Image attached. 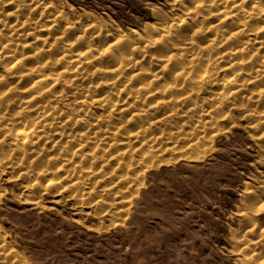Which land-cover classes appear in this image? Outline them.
Returning <instances> with one entry per match:
<instances>
[{"label":"rangeland","instance_id":"rangeland-1","mask_svg":"<svg viewBox=\"0 0 264 264\" xmlns=\"http://www.w3.org/2000/svg\"><path fill=\"white\" fill-rule=\"evenodd\" d=\"M1 1L12 27L0 33V264H264V229L249 223L264 220V206L252 207L264 202V87L248 84L244 55L231 53L241 38L248 51L264 37V0L227 19L233 9L221 8L233 0H18L13 18L16 4ZM219 9L225 16L213 18ZM243 23L225 47L207 43ZM189 44L199 56L186 54ZM87 51L91 59L78 58ZM13 57L15 78L5 77ZM122 59L137 62L136 76L102 73ZM155 71L160 80L148 79ZM39 77L49 88L30 85ZM234 78L248 86L222 108ZM118 123L115 140L134 144L110 159L119 147L106 133Z\"/></svg>","mask_w":264,"mask_h":264},{"label":"bare ground","instance_id":"bare-ground-1","mask_svg":"<svg viewBox=\"0 0 264 264\" xmlns=\"http://www.w3.org/2000/svg\"><path fill=\"white\" fill-rule=\"evenodd\" d=\"M35 2L36 0H31V1H27V2ZM39 1V0H38ZM213 1H215V0H213ZM220 0H217V2H219ZM245 1H248V0H239V1H237V0H233L232 2V4H228V6L227 5H225L224 3H222V5L224 4L225 6L223 7V8H221V9H224L225 11H226V9H233V11L230 13V14H226L227 16H225V15H223V13H224V11L223 10H220L219 9V13L217 14V15H213V18L214 17H218V16H220V15H223V17H224V19H227L229 16L228 15H231V17L232 16H234L235 17V14L234 13H236V15H238L239 13L238 12H240L241 11V9H238V7L240 6V3H246ZM1 0H0V4H1ZM9 5H13V4H16L15 6H13L12 7V9L14 10V11H12L10 14H8L9 16H11V18H13L14 16V14L18 11V7H19V5H18V0H8V1H6ZM33 2V3H34ZM201 2V1H200ZM222 2V1H221ZM35 4H37V3H35ZM34 4V5H35ZM220 4V3H219ZM243 4H241V6H242ZM7 6V5H6ZM259 8V7H258ZM262 8H264V7H262ZM11 9V10H12ZM236 9V10H235ZM260 9V8H259ZM242 13H243V11H242ZM213 14V13H212ZM244 15H245V13H243ZM259 14H260V16H263L264 15V9L263 10H259ZM15 15H17V14H15ZM1 16V15H0ZM13 16V17H12ZM243 16V15H242ZM244 17V16H243ZM247 17H249V16H247ZM246 16H245V18H247ZM212 18V17H211ZM222 20H220V21H225V20H223V18H221ZM205 20H207V19H205ZM216 20V19H215ZM218 21V20H217ZM16 22H18V21H16ZM13 23V26H14V28H15V30L17 29V27L20 25V24H18V23ZM219 22V21H218ZM217 22V23H218ZM214 23H216V22H211L210 23V26H211V28H213L212 30H215L216 29V27L218 26H215L214 27V25L212 26V24H214ZM12 24V23H11ZM23 25H25L24 23H22L20 26H23ZM237 24H235V27H234V29H233V31H230V32H225L222 36H219V35H214L211 39H209V41L207 42V43H210L212 46L213 45H215V47H217L218 49L219 48H221V47H219V45L221 46L222 45V48H223V46L225 47V45H223V43H225V42H227V41H229L230 39L229 38H231V37H234V38H237V37H240L242 34H243V32H244V30H245V23H243V25H239V26H236ZM209 26V25H208ZM210 26L209 27H207V28H210ZM12 27L10 24H8V23H6V21H3L2 19L0 20V33L3 31V29H10V28ZM20 28V27H19ZM202 28H203V26H202ZM219 28V27H218ZM47 29H50V28H47ZM14 30V29H13ZM17 31V30H16ZM21 31V30H20ZM216 31L217 30H215L214 32L216 33ZM253 31V30H252ZM258 32H262L263 33V31H264V27L262 28V30H257ZM134 33V32H133ZM135 34H138V33H135ZM216 34H218V33H216ZM254 34V33H253ZM255 34H256V32H255ZM247 35V34H246ZM257 35V34H256ZM255 35V39L257 38V36ZM18 36V35H17ZM20 36H22V35H20ZM25 36H27V35H25ZM258 38H260V37H258ZM36 39V38H35ZM232 39V38H231ZM238 39V38H237ZM262 39H264V37L263 38H261L260 39V41L262 40ZM42 40V39H41ZM45 40V39H44ZM245 41H246V39H244ZM258 40V39H257ZM46 41V40H45ZM256 41V40H255ZM260 41H259V43L256 45H253V47H251L250 48V50H248V51H246V49L248 48V47H246L245 45H247V43L245 44V42L242 40V38H241V40L240 41H237V43L235 44L236 45V47L235 48H232L231 50V53L233 54V55H240V54H243L244 55V57L242 58V59H240L239 60V62H240V65H242L244 68H245V70L246 71H249L250 72V77L248 78V80H247V82H248V84L249 85H255L256 87L257 86H261V87H264V65H262V64H264V59L263 60H258L257 61V59L255 60L257 63H256V65L258 64V62H261V64L259 63V68H251V66L253 65V58L254 57H256V55H260V57L262 56V57H264V50H263V47L264 46H262L261 44H260ZM264 41V40H263ZM247 42V41H246ZM249 44H250V42H248ZM185 44V43H184ZM262 44H264V43H262ZM72 45V44H71ZM189 45H191L189 48H186L185 49V52L186 51H188V52H186V54L187 53H191V55L190 56H192L193 55V58L196 56H199V54H200V52H202L201 50L203 49V48H201L200 46H195V44H189ZM14 46H16V45H14ZM66 46H68V45H66ZM205 46V45H204ZM6 47H8V48H10V47H13V46H11L10 45V43L9 44H7V46ZM69 48L71 47L70 45L68 46ZM180 47V46H179ZM187 47V46H186ZM230 47V46H229ZM228 47V50L232 47H230L229 48ZM15 47H13L12 49H14ZM181 48V47H180ZM185 48V47H184ZM205 48V47H204ZM225 49H227V48H225ZM18 50V49H17ZM205 50V49H204ZM9 51V50H8ZM164 51V50H163ZM177 51V52H176ZM176 51H174V52H176L177 54V60H178V58H183L184 56V54L182 53L181 54V49L179 50V48H176ZM217 51H219V50H217ZM230 51V50H229ZM245 51L246 52H248L247 54H244L245 53ZM0 52L2 53V51L0 50ZM15 53L14 52V50H12L11 51V53ZM90 52V51H89ZM88 51L87 52H85V54H84V52H82V53H80V55L78 56V58H85L86 60H89V59H91L92 57H93V55H91V52L89 53ZM179 53V54H178ZM217 53V52H216ZM221 53H226L225 51L224 52H221ZM75 54V53H74ZM162 54H163V52H162ZM171 53H168V54H166V55H164V56H162L161 57V59H160V62H158V63H160L161 65H159V66H163L165 63H166V61L168 60V58L171 56L170 55ZM227 54H228V52H227ZM230 54V53H229ZM32 55V54H31ZM34 55H36V54H34ZM175 55V54H174ZM215 55H217V54H215ZM7 56H8V54H7ZM21 56H23V55H21ZM20 56V57H21ZM28 56V55H27ZM30 56V55H29ZM85 56V57H84ZM173 56V55H172ZM221 58L222 57H225V54H223V55H219ZM15 57V56H14ZM14 57L11 59V61L8 63V64H6L5 65V77L8 75V76H12V72H13V68H14V66L18 63H16L15 61V63L16 64H14V62H12V60H16V59H14ZM35 57V56H34ZM227 57V56H226ZM0 58H4V55L3 54H0ZM26 59V57H22V59ZM33 58V57H32ZM31 58V59H32ZM63 58V57H62ZM61 58V59H62ZM174 58V57H173ZM211 58V57H210ZM219 58V57H218ZM227 58H229V57H227ZM27 59H29L28 57H27ZM60 59V60H61ZM175 59V60H176ZM209 59V58H208ZM220 59V58H219ZM251 59H253V60H251ZM59 60V61H60ZM169 60H170V58H169ZM218 60V59H217ZM223 60V59H222ZM2 61V60H1ZM22 60H20L19 62H21ZM74 61V60H73ZM77 62H79L78 60H76ZM91 61V60H90ZM136 61V60H135ZM158 61H159V59H158ZM254 61V62H255ZM23 62V61H22ZM48 62V61H47ZM50 62H51V60H50ZM56 62H57V60H56ZM70 62V61H69ZM77 62L75 63V65H73V63H72V61H71V63H69V64H72V67L73 68H75V67H78L76 64H77ZM185 62V61H184ZM213 62V61H212ZM116 63V62H115ZM117 65H116V69L114 70H104V71H102V73L103 74H110V75H117L118 73H121V74H123V73H125V72H127L128 70V72H130L131 73V75H133L134 73V71H136V68H137V66H136V64H137V62L136 63H134L133 62V60H130V61H128V60H125V59H122L121 61L120 60H118L117 61ZM249 63H251V65L250 66H248L249 65ZM169 64V63H168ZM229 64V63H228ZM182 65V64H181ZM63 66V65H62ZM184 66V65H183ZM246 66V67H245ZM18 67V66H17ZM32 67V66H31ZM31 67L29 68V69H31ZM179 67V69H178V74H175V76H174V78L176 79V80H181L182 78H184L185 76H186V74L183 72L184 70L182 69V66H178ZM26 68H28V67H26ZM35 68V70H33ZM34 68H32V70L30 71L31 72V75H33L37 70H38V67H34ZM54 68V67H53ZM161 68H163V67H161ZM227 68V67H226ZM15 69V68H14ZM29 69L27 70L28 71V73H29ZM78 69V68H77ZM79 69H81V67L79 68ZM112 69V68H111ZM139 69V68H138ZM137 69V70H138ZM184 69H186V67H184ZM71 70V69H70ZM165 70V68L163 69V71ZM227 70V69H226ZM75 71V70H74ZM187 71V70H186ZM26 72V71H25ZM123 72V73H122ZM176 72V73H177ZM37 73V72H36ZM151 73V72H150ZM161 72L159 71V72H153L152 73V75L150 76V77H148V79H151V80H160V78H161V74H160ZM163 75V74H162ZM165 75V74H164ZM7 76V77H8ZM17 76V75H16ZM28 76H30V74L28 75ZM27 76V77H28ZM134 76H136L135 74H134ZM3 77H4V75L2 76H0V79L2 80L3 79ZM21 77V76H20ZM116 77V76H115ZM119 77V76H118ZM212 77H213V75H212ZM11 78H15V77H11ZM25 78V77H24ZM40 78V77H39ZM46 78V77H45ZM131 78H132V76H131ZM164 78V77H163ZM188 78V77H187ZM6 79V78H5ZM20 79H23V78H20ZM48 79V78H47ZM47 79H42V78H40L39 80L38 79H33L32 81H31V86H37V87H40V89H44V90H46L45 88H49V83H48V80ZM115 79V78H114ZM113 79V80H114ZM241 79V78H240ZM19 80V79H18ZM54 81V80H53ZM183 81V80H182ZM111 82H114V81H111ZM117 82V81H116ZM239 82V81H238ZM241 82V81H240ZM152 83V82H151ZM116 84V83H115ZM240 84V85H239ZM237 83V79L236 78H234L232 81H231V84L229 85V88H228V90H225V89H227V87L224 89L226 92H223L224 94H222V95H220V96H222L221 97V99H220V101H221V104L223 105V104H227V106H231V100L233 99V97H235V96H237V97H241L242 95H241V93H243V91H245L246 90V88H247V86L248 85H245V82H241V83ZM55 85V84H54ZM113 86L112 85V83H110L108 86ZM9 86H10V84H9ZM9 86H7V87H9ZM144 86L145 87H147L148 86V83H145L144 84ZM233 87V88H232ZM230 88H232V89H230ZM39 89V90H40ZM44 90H43V93H44ZM259 91H261L262 93L264 92V89L263 90H260L259 89ZM41 93L40 94H42V91H40ZM37 93H39V91H37ZM36 93V96L38 97V96H40V94H37ZM257 93V92H256ZM255 93V94H256ZM261 93V94H262ZM45 95V94H44ZM257 95V94H256ZM264 95V94H263ZM34 96V95H33ZM35 96V97H36ZM42 96H43V94H42ZM259 96V95H258ZM257 96V97H258ZM192 97V96H191ZM39 98H41V97H39ZM261 98V97H260ZM263 98V97H262ZM31 100H32V97H30V100H27L26 102H23V100H22V102L26 105V104H30V102H31ZM33 100H35V99H33ZM261 100V99H260ZM37 101V100H36ZM36 101L34 102V103H36ZM117 101V100H116ZM219 101V100H218ZM217 101V102H218ZM21 102V103H22ZM33 102V101H32ZM38 102V101H37ZM259 102V101H258ZM110 103V102H109ZM11 104H12V102H11ZM17 104V103H16ZM228 104H230V105H228ZM118 105V103L116 102L112 107H116ZM225 105H223L222 106V108L225 106ZM234 105V104H233ZM26 106H28V105H26ZM261 106V105H260ZM29 107H30V105H29ZM34 107V106H33ZM20 108H21V106H20ZM26 108H28V107H26ZM31 108V107H30ZM23 109V108H22ZM110 109H111V107H110ZM26 112V111H25ZM35 112V111H34ZM115 112V111H114ZM122 113V112H121ZM254 113V112H253ZM56 115V114H55ZM264 115V114H263ZM128 117V116H127ZM264 117V116H263ZM47 118H48V121H52V120H56V117L53 115V114H49L48 113V115H47ZM43 119V118H42ZM126 119V118H125ZM15 120V119H14ZM218 121V120H217ZM39 122L41 123V121H38L37 119H35V120H31V121H29V123H28V125H27V128L30 130V131H32L33 129H36V128H38L39 127ZM119 124V123H118ZM123 124H125V123H123ZM123 124H119V125H116V126H114L113 127V129H112V131H108V133H106V136H109V137H105L106 139H109V141H108V147L109 148H112V147H114V146H118L119 147V149H118V151H116L115 153H114V155L112 156V157H110V159H114V157H116V159H123V157L125 156L124 154H125V149H130L131 148V146H132V144H134V143H132V140H131V137H129L128 138V140H125V141H123V142H119V141H116L115 140V137L118 135V133L122 130V125ZM42 126H44L43 124H42ZM96 129V128H95ZM144 129V128H143ZM141 127L139 128V131L138 132H140L141 134H143V132L145 131V129L143 130ZM99 130V129H98ZM98 130H96V132L98 131ZM183 131V130H182ZM33 132H35V130H33ZM100 132V131H99ZM132 132V131H131ZM134 132V131H133ZM138 132H136L133 136L136 138V142H137V140H138V138H139V136H140V133H139V135H138ZM23 133V132H22ZM32 133V132H31ZM43 133V132H42ZM146 133V132H145ZM28 134H29V132H28ZM95 134V133H94ZM122 134V133H121ZM27 135V134H26ZM25 135V137L22 139V144H21V146H30V144H32V141H31V139H30V137H27ZM62 135H63V133H62ZM104 135H105V133H104ZM30 136V135H29ZM94 136H96V135H94ZM132 136V135H131ZM141 136H143V135H141ZM59 137H62L61 135L59 136ZM66 137V136H65ZM64 137V138H65ZM68 137H70V136H68ZM40 138V137H39ZM63 137H62V139H64ZM74 138V137H73ZM101 138V137H100ZM58 139V138H57ZM60 139V138H59ZM69 139H71V137L69 138ZM33 140V139H32ZM37 139H35V141H36ZM103 140V139H102ZM134 140V139H133ZM20 142V143H21ZM34 142V141H33ZM54 142H55V139H54ZM135 142V143H136ZM51 143V142H50ZM53 143V142H52ZM87 143V142H86ZM140 142L138 141V144H139ZM51 145V144H50ZM54 145V144H53ZM52 145V146H53ZM81 145V144H80ZM83 145V144H82ZM81 145V146H82ZM87 145H89V142L87 143ZM144 146V143L142 142L141 144H139V146ZM146 145V144H145ZM21 146H19L18 148L21 150ZM55 146V145H54ZM93 146V145H92ZM140 146V147H141ZM87 147V146H86ZM89 147V146H88ZM133 147H135V146H133ZM53 148V147H52ZM77 148H79V147H77ZM137 148V147H136ZM146 149L148 148L147 146L145 147ZM19 149H18V151H19ZM70 149V148H69ZM80 149L82 150V148L80 147ZM91 150H96L97 149V146L95 145V146H93V148H90ZM138 150H139V148H137ZM136 149V150H137ZM81 150H80V152H81ZM134 151V150H133ZM139 151H141V150H139ZM142 151H143V149H142ZM145 152L146 151H144V154H145ZM143 153V152H142ZM33 154H35V153H33ZM90 155V154H89ZM143 155V154H142ZM34 156V155H33ZM37 156V155H36ZM144 156V155H143ZM147 158V157H146ZM182 157H180V159H181ZM72 159V158H71ZM67 160H68V158H67ZM127 160V159H126ZM142 160V159H141ZM105 161H106V159H105ZM113 161V160H112ZM109 162V161H108ZM119 162V161H118ZM117 162V163H118ZM130 162H131V160H130ZM163 162V161H162ZM167 162V161H166ZM64 163V162H63ZM129 163V162H128ZM162 163L160 162V165H161ZM1 165H2V163H1ZM130 165H131V163H130ZM130 165L128 166V167H130ZM125 166V165H124ZM121 167V166H120ZM119 167V168H120ZM132 167H133V164H132ZM127 168V167H126ZM131 168V167H130ZM130 168H128V170L130 169ZM69 171V170H68ZM70 172V171H69ZM75 172V171H74ZM126 172V171H125ZM47 173V172H46ZM66 173V172H65ZM73 173V172H72ZM67 174V173H66ZM74 174V173H73ZM125 174V173H124ZM130 174V173H129ZM69 175V174H68ZM75 175V174H74ZM74 175H72V176H74ZM127 175V174H126ZM46 176V175H45ZM90 176V175H89ZM75 177V176H74ZM90 180V179H89ZM84 182H85V180H84ZM58 183V182H57ZM54 184V183H53ZM74 185V184H73ZM81 185V184H80ZM116 185V184H115ZM84 186V185H83ZM111 186V185H110ZM57 187V186H56ZM73 187V186H72ZM107 189V188H106ZM105 191V190H104ZM112 191V190H111ZM103 192V191H102ZM99 194H100V192H99ZM104 194V193H103ZM253 201H256V203H253L252 204V207H256V208H260V207H262V206H264V202L262 201V199H256V200H253ZM116 202V201H115ZM122 202H124V201H122ZM126 202V201H125ZM125 204V203H124ZM114 206V205H113ZM126 207V206H125ZM115 208V207H114ZM110 209V208H109ZM122 211V210H121ZM119 212H120V209H119ZM124 212V211H123ZM123 212H121V214L123 213ZM250 223V229L251 230H256V229H264V220H253V221H250L249 222ZM252 224V225H251ZM246 225H244V227H245ZM248 226V225H247ZM245 227V228H248V227ZM243 227V228H244ZM250 229H248L249 231H250V233H251V230ZM245 230V229H244ZM248 230H246L244 233H248L247 231ZM264 253V252H263ZM263 255V254H262ZM262 257V256H261ZM260 257V258H261ZM259 258V259H260ZM263 258V257H262ZM261 263H263V262H261Z\"/></svg>","mask_w":264,"mask_h":264}]
</instances>
